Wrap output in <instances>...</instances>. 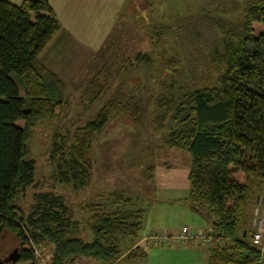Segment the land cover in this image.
Wrapping results in <instances>:
<instances>
[{
    "label": "trees",
    "instance_id": "16d2710c",
    "mask_svg": "<svg viewBox=\"0 0 264 264\" xmlns=\"http://www.w3.org/2000/svg\"><path fill=\"white\" fill-rule=\"evenodd\" d=\"M230 27L221 29L223 35L240 42L224 73L209 87L164 86L155 121L169 116L164 145L192 156L187 199L192 212L209 224L210 230L200 232L215 237L207 246V264H263L252 242L254 230L244 220L264 193V0H254L240 24ZM60 29L48 0L21 5L0 0V264H115L127 247L147 242L141 236L146 211L130 209L125 194L110 197L114 211L95 202L80 206L91 215L87 240L83 222L62 196L41 192L34 201L19 203L37 186L35 161L27 158L29 134L39 121L61 117L58 109L67 102L65 83L39 59ZM123 105L111 101L70 136L56 134L55 151L66 167L60 174L88 176L93 142ZM132 252L127 257H137Z\"/></svg>",
    "mask_w": 264,
    "mask_h": 264
},
{
    "label": "rangeland",
    "instance_id": "374dc122",
    "mask_svg": "<svg viewBox=\"0 0 264 264\" xmlns=\"http://www.w3.org/2000/svg\"><path fill=\"white\" fill-rule=\"evenodd\" d=\"M152 1L127 2L99 51L96 44L102 36L98 31L89 43L62 35L42 54V61L65 83L67 102L58 109L61 117L39 121L29 134L27 158L35 161L37 186L29 189L27 198L21 196L19 203L34 201L32 197L41 192L62 196L83 222L86 240L91 215L80 206L95 202L114 211L117 205L110 197L117 194L131 198L130 209L146 211L149 219L144 234L151 229L146 230L147 224L152 226L156 221L161 223L159 227L169 229L155 227V231L175 232L184 226L195 231L209 229V224L192 212L187 199L192 156L164 145L171 122L169 116L155 121L162 113L157 99L162 88L172 83L191 90L216 83L228 66L229 54L240 42L224 36L221 29L228 32L232 24H240L254 0ZM172 59L175 62L169 64ZM111 101L122 102L124 109H119L96 136L89 153L88 176L75 177L70 171L60 174L66 167L55 151L56 134L70 136L95 120ZM248 212L244 223L250 222L247 227L253 229ZM172 227L175 230L171 231ZM140 246L132 252L137 257H126L118 264H207L205 248L199 254L146 242ZM145 250L159 256L141 259Z\"/></svg>",
    "mask_w": 264,
    "mask_h": 264
},
{
    "label": "crops",
    "instance_id": "0c3cea01",
    "mask_svg": "<svg viewBox=\"0 0 264 264\" xmlns=\"http://www.w3.org/2000/svg\"><path fill=\"white\" fill-rule=\"evenodd\" d=\"M9 3H12L14 5H21L24 0H5ZM49 3L51 4L52 8L54 9L60 23H61V29L60 31L56 34V36L52 39V41L49 43V45L52 42L57 41L62 35L67 34L70 38H76L80 42L84 43H89L88 40L90 37H96L98 31L101 32V38L98 41V44H96V49L99 51L101 48V44L105 42L104 40L108 37L109 33L112 32L114 27L117 25V17L125 4L128 2L131 3L130 1L132 0H48ZM89 34V36H88ZM69 38V39H70ZM49 45L41 52L39 55V59L43 65H45L48 69L53 71L57 76H59L56 71L51 69L49 65L45 64L42 59V54L44 51L49 47ZM249 218V214H248ZM147 221L149 218H146ZM249 220V219H248ZM146 221V220H145ZM249 222V221H248ZM250 223V222H249ZM247 223V225L249 224ZM155 225H148L147 228H168L169 226H161V223H152ZM171 231L175 230L173 227L170 228ZM199 231H208L209 229H197ZM144 235V232L142 233L141 236ZM145 243L142 239L140 242L136 245L129 246L126 248V253L121 260L116 262L115 264L122 263L124 259L129 256V252L131 250L135 251V248L141 247ZM147 243V242H146ZM159 245H157L158 247ZM167 246H174L176 247V251H195L198 252L199 254H202L200 249H206L205 251V256L207 258L208 262V256H209V250L208 247L203 245V244H198L194 242H179L175 243L172 245H167ZM151 247V246H150ZM163 247V246H159ZM171 247V248H174ZM159 253L157 252H147L145 250L144 254H141V259H145L146 257H157ZM198 254V255H199ZM126 256V257H125ZM183 258V257H182ZM149 259V258H148ZM188 258L185 257L181 260H187ZM175 264H194L189 262V263H180L177 261Z\"/></svg>",
    "mask_w": 264,
    "mask_h": 264
},
{
    "label": "built area",
    "instance_id": "2783aa9c",
    "mask_svg": "<svg viewBox=\"0 0 264 264\" xmlns=\"http://www.w3.org/2000/svg\"><path fill=\"white\" fill-rule=\"evenodd\" d=\"M252 219H253V244L261 250L264 256V193L259 194L252 204ZM157 229H149L144 240L150 244L169 245L178 242L194 241L203 245H211L215 237L210 232H200L184 226L175 232L168 230L155 231ZM41 252L36 251V256H40ZM43 264H47L45 261ZM264 264V261H263Z\"/></svg>",
    "mask_w": 264,
    "mask_h": 264
},
{
    "label": "water",
    "instance_id": "95a60500",
    "mask_svg": "<svg viewBox=\"0 0 264 264\" xmlns=\"http://www.w3.org/2000/svg\"><path fill=\"white\" fill-rule=\"evenodd\" d=\"M13 255V253L12 254H10L8 257H7V259H12V256Z\"/></svg>",
    "mask_w": 264,
    "mask_h": 264
}]
</instances>
